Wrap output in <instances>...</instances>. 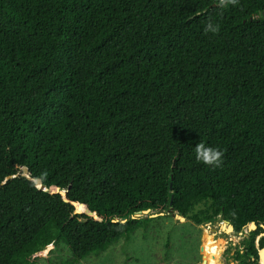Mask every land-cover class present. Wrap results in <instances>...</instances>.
<instances>
[{"label": "trees", "instance_id": "16d2710c", "mask_svg": "<svg viewBox=\"0 0 264 264\" xmlns=\"http://www.w3.org/2000/svg\"><path fill=\"white\" fill-rule=\"evenodd\" d=\"M217 2L0 0V264L59 244L80 264L170 200L197 224L254 222L236 260L258 264L264 0Z\"/></svg>", "mask_w": 264, "mask_h": 264}, {"label": "rangeland", "instance_id": "374dc122", "mask_svg": "<svg viewBox=\"0 0 264 264\" xmlns=\"http://www.w3.org/2000/svg\"><path fill=\"white\" fill-rule=\"evenodd\" d=\"M150 218L146 230L137 229L128 239H119L80 264H239L236 253L244 251L247 228L242 233L224 232L216 226L218 217L197 224L190 219L179 221L167 210ZM69 257L67 247L59 244L42 252L36 264H60Z\"/></svg>", "mask_w": 264, "mask_h": 264}, {"label": "clouds", "instance_id": "9594fccd", "mask_svg": "<svg viewBox=\"0 0 264 264\" xmlns=\"http://www.w3.org/2000/svg\"><path fill=\"white\" fill-rule=\"evenodd\" d=\"M239 0H218L217 7L225 8L228 5H236ZM205 32L218 33L219 25H214L209 21L205 26ZM224 152L218 148L207 146L200 142L195 145V158L197 161L214 167H220L223 163Z\"/></svg>", "mask_w": 264, "mask_h": 264}, {"label": "water", "instance_id": "95a60500", "mask_svg": "<svg viewBox=\"0 0 264 264\" xmlns=\"http://www.w3.org/2000/svg\"><path fill=\"white\" fill-rule=\"evenodd\" d=\"M262 15L264 16V10L262 11ZM36 183L38 184V187L40 189H44V185H42L40 183L39 180L36 181ZM76 211H79V210H76ZM152 211L150 209H146V210H142V211H137L135 212L132 217L133 218H145V217H156V216H159V215H163L164 214V211H159V212H154V213H151ZM168 213H170L173 217H175L177 220L179 221H184L186 219H188L187 217L179 214L173 207L172 205V200H170V203H169V208L167 210ZM218 219L219 220H222L224 221L227 226L231 229V231L233 230L234 231V228H233V225L230 223V221L226 220V219H222L221 216H218ZM256 225L254 222H251L249 223L246 228L249 230H253L255 229ZM212 230H216V227H212ZM242 232H246V231H242ZM241 232V233H242ZM52 247V245H48L45 249L47 250L48 248ZM43 251V252H44ZM258 255H259V259H258V264H264V246L260 247L258 249ZM204 262V261H203Z\"/></svg>", "mask_w": 264, "mask_h": 264}, {"label": "bare ground", "instance_id": "6f19581e", "mask_svg": "<svg viewBox=\"0 0 264 264\" xmlns=\"http://www.w3.org/2000/svg\"><path fill=\"white\" fill-rule=\"evenodd\" d=\"M216 226H218L221 231H224V232L231 231V229L227 226V224L222 220H218L216 223ZM205 229H208V228H205Z\"/></svg>", "mask_w": 264, "mask_h": 264}]
</instances>
